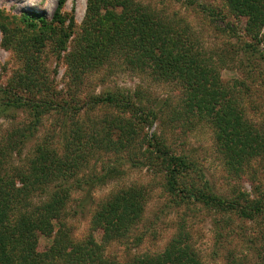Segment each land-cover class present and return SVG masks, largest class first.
I'll return each instance as SVG.
<instances>
[{
	"label": "rangeland",
	"instance_id": "1",
	"mask_svg": "<svg viewBox=\"0 0 264 264\" xmlns=\"http://www.w3.org/2000/svg\"><path fill=\"white\" fill-rule=\"evenodd\" d=\"M57 4L0 0V145L14 135L22 141L2 168H15L13 181L22 186L19 169L43 146L69 158L76 172L54 234L41 236L36 251H49L62 224L72 242H94L116 264L160 256L176 237L200 264H264V0H67L65 26L54 18ZM142 8L174 23L161 62L198 42L201 68L178 55L171 73L152 74L158 44L135 25ZM28 14L44 15L48 25L29 26ZM109 96L116 101L93 104ZM95 133L122 143L95 142ZM156 134L189 162L180 189L234 207L170 193L169 162L151 144ZM58 180L34 201H44ZM128 189L141 195L135 223L104 238L95 214Z\"/></svg>",
	"mask_w": 264,
	"mask_h": 264
},
{
	"label": "trees",
	"instance_id": "2",
	"mask_svg": "<svg viewBox=\"0 0 264 264\" xmlns=\"http://www.w3.org/2000/svg\"><path fill=\"white\" fill-rule=\"evenodd\" d=\"M66 1L58 0L55 12L54 18L60 26L66 25L62 15V9ZM135 14L137 13L135 12ZM139 14V17L135 16V20H137L135 25L142 27L141 32L143 35H147L146 30L148 34L151 32L152 39L158 44L154 47L156 50L158 49V52L153 54V60L149 66L153 75H159L164 69H167L171 73L174 70L171 65H176L179 58L178 55H182V57L187 59H193L192 61L197 66L201 63H197L200 57L193 52V48H195L193 45L198 42L190 43L187 46L185 55L181 54L180 51L182 50L171 52L169 53V57L171 56L172 59L163 58V62H161L165 52L163 48L168 42H172L170 35L172 30L175 29L174 23L162 18L159 13H155L152 10L146 11L145 8H142ZM26 17L30 19L28 24L31 27H36L38 24H42L43 26L48 25V21L44 15L28 14ZM260 18L263 20V16ZM260 18L258 20L262 22ZM72 25L69 26L70 31L64 30L65 35L63 38L60 36L62 44L67 43L72 35ZM129 25H132V22ZM153 32H157V34L154 35L152 34ZM193 37V41H196L195 35L193 36L192 34L191 38ZM165 50H167V47H165ZM165 59L167 60L166 62ZM202 63L204 64L206 61H202ZM201 66L200 64L199 68ZM136 69L140 70L141 68ZM194 72L191 73L193 74ZM204 76L201 75L200 79L204 78ZM203 85L205 86V84ZM115 101L116 98L112 96L97 97L93 104L98 106L108 102L114 103ZM36 110L33 111L36 116L35 118H38V111ZM226 116L233 115L229 113ZM231 118L229 117L228 120L224 119L222 124L227 125L231 121L229 120ZM225 130L226 128L223 129V131ZM124 133V130L123 132L120 131V135H125ZM11 138L6 146L0 145V153L1 150L4 152L3 156H0V264H59L65 262L67 264H116L109 262L99 252L101 249L96 243L87 242L84 244L72 242L62 224H60V229L54 236L53 244L49 251L42 254L36 251L38 240L41 236L51 237L54 234L53 221L60 220L61 213L67 205V199L73 189L72 181L76 180V172L70 168L71 163L69 158L56 155L55 152H51L50 148L38 146L39 150L36 152V156L31 161L32 164H30L29 168L27 170H23V168L19 169L18 172L21 176L20 181L22 186H16L15 180L13 181L15 176L11 174L15 168L10 166L8 171L6 168H2L6 165V153L16 151L22 147V141L17 140L16 135ZM92 138L98 143L104 141L103 143L106 145L107 143H110L109 145L111 143L114 145L122 143L121 140L118 141L115 137L112 139L111 136L108 139L109 142H106V136L99 133H95ZM151 144L155 153L169 162L170 168L167 174V181L170 193L187 197L197 202H205V204L212 205L219 210H228L234 207L232 204L226 203L216 196L206 195L201 191L186 194L184 190L179 188V180L182 176H187L189 173L188 168H190V165L187 158L173 155L165 141L157 136V134ZM32 171L33 174L31 173ZM55 178H60L61 180L58 181L61 182L55 183L52 188L54 192L47 194L44 201H34L33 195L38 190L41 192L47 190L49 184L56 181ZM140 199V192L128 189L118 192L111 200L101 205L95 214V224L104 229V238H113L127 232V229L135 223L137 208L141 202ZM236 208L240 216L245 218L252 217L247 211L238 209L240 207ZM191 253L190 246L183 243L181 237H176L168 245L163 254L157 257L145 256L138 264H200Z\"/></svg>",
	"mask_w": 264,
	"mask_h": 264
}]
</instances>
